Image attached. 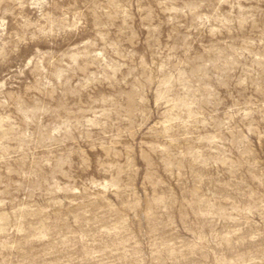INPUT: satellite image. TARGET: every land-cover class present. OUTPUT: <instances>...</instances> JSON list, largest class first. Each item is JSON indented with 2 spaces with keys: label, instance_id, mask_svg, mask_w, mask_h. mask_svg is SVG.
<instances>
[{
  "label": "rangeland",
  "instance_id": "1",
  "mask_svg": "<svg viewBox=\"0 0 264 264\" xmlns=\"http://www.w3.org/2000/svg\"><path fill=\"white\" fill-rule=\"evenodd\" d=\"M0 264H264V0H0Z\"/></svg>",
  "mask_w": 264,
  "mask_h": 264
}]
</instances>
